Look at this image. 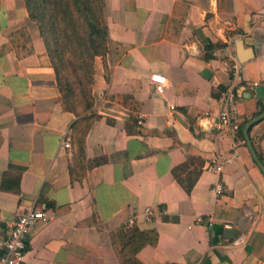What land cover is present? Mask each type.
Listing matches in <instances>:
<instances>
[{
    "label": "crops",
    "instance_id": "crops-1",
    "mask_svg": "<svg viewBox=\"0 0 264 264\" xmlns=\"http://www.w3.org/2000/svg\"><path fill=\"white\" fill-rule=\"evenodd\" d=\"M104 3L109 51L77 115L25 0H0V258L35 208L47 218L22 264H264V173L244 134L264 114V0ZM231 90L235 132L219 127ZM249 136L264 163V117Z\"/></svg>",
    "mask_w": 264,
    "mask_h": 264
},
{
    "label": "trees",
    "instance_id": "trees-1",
    "mask_svg": "<svg viewBox=\"0 0 264 264\" xmlns=\"http://www.w3.org/2000/svg\"><path fill=\"white\" fill-rule=\"evenodd\" d=\"M25 2L46 44L62 103L80 115L93 105L94 60L109 51L104 0Z\"/></svg>",
    "mask_w": 264,
    "mask_h": 264
},
{
    "label": "built area",
    "instance_id": "built-area-1",
    "mask_svg": "<svg viewBox=\"0 0 264 264\" xmlns=\"http://www.w3.org/2000/svg\"><path fill=\"white\" fill-rule=\"evenodd\" d=\"M152 81L157 89L162 91L166 82V77L162 74H153ZM233 90L226 93L224 97L223 109L219 113V127L227 128L232 131H238L240 124L237 119V103ZM63 144L67 148H71L72 140L69 136L65 138ZM219 168V167H218ZM216 190L222 191L223 185L218 183ZM164 211V210H163ZM153 210L148 209V217L152 216ZM44 210L28 208L17 216V218L8 223V234L3 241L2 246L5 247V254L0 258L3 264H22L28 248L30 228L37 221L46 219ZM197 221H205L202 216L197 217Z\"/></svg>",
    "mask_w": 264,
    "mask_h": 264
},
{
    "label": "water",
    "instance_id": "water-1",
    "mask_svg": "<svg viewBox=\"0 0 264 264\" xmlns=\"http://www.w3.org/2000/svg\"><path fill=\"white\" fill-rule=\"evenodd\" d=\"M203 75L205 77H210L212 75V71L209 68H205L203 71ZM262 117H264V114L259 115L253 119H251L244 127V134H245V138L247 140L248 146L253 154L254 159L256 160L257 164L260 166V168L262 169L263 173H264V163L261 160L260 156L258 155L257 151L255 150L252 140L249 136V130L251 128V126L258 121L259 119H261Z\"/></svg>",
    "mask_w": 264,
    "mask_h": 264
}]
</instances>
